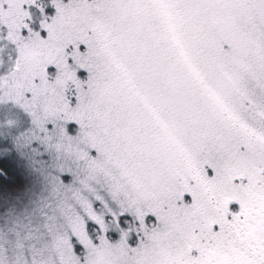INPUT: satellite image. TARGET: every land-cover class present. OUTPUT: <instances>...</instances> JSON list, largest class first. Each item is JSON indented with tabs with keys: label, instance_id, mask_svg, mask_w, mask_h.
Returning a JSON list of instances; mask_svg holds the SVG:
<instances>
[{
	"label": "snow or ice",
	"instance_id": "1",
	"mask_svg": "<svg viewBox=\"0 0 264 264\" xmlns=\"http://www.w3.org/2000/svg\"><path fill=\"white\" fill-rule=\"evenodd\" d=\"M17 229L53 264H264V0H0Z\"/></svg>",
	"mask_w": 264,
	"mask_h": 264
},
{
	"label": "rangeland",
	"instance_id": "2",
	"mask_svg": "<svg viewBox=\"0 0 264 264\" xmlns=\"http://www.w3.org/2000/svg\"><path fill=\"white\" fill-rule=\"evenodd\" d=\"M38 240L39 234L36 231L17 229L9 234L0 230V251L6 257L11 255L10 261L6 260L5 264H30L28 256L34 252L42 254V264H53L43 247L38 248Z\"/></svg>",
	"mask_w": 264,
	"mask_h": 264
}]
</instances>
